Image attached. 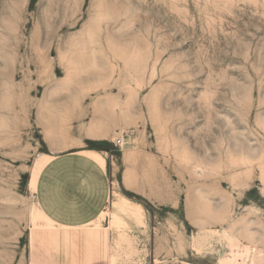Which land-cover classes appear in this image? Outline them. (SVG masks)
Returning <instances> with one entry per match:
<instances>
[{
    "label": "rangeland",
    "instance_id": "374dc122",
    "mask_svg": "<svg viewBox=\"0 0 264 264\" xmlns=\"http://www.w3.org/2000/svg\"><path fill=\"white\" fill-rule=\"evenodd\" d=\"M80 149L127 264H264V0H0V264L44 155Z\"/></svg>",
    "mask_w": 264,
    "mask_h": 264
},
{
    "label": "crops",
    "instance_id": "0c3cea01",
    "mask_svg": "<svg viewBox=\"0 0 264 264\" xmlns=\"http://www.w3.org/2000/svg\"><path fill=\"white\" fill-rule=\"evenodd\" d=\"M44 156L34 184L42 220L28 233L23 264H127V234L116 235L103 216L111 207L106 152Z\"/></svg>",
    "mask_w": 264,
    "mask_h": 264
},
{
    "label": "built area",
    "instance_id": "2783aa9c",
    "mask_svg": "<svg viewBox=\"0 0 264 264\" xmlns=\"http://www.w3.org/2000/svg\"><path fill=\"white\" fill-rule=\"evenodd\" d=\"M124 137L125 135L124 134H120L119 136H117L115 139H114V146L118 149H121L124 145Z\"/></svg>",
    "mask_w": 264,
    "mask_h": 264
},
{
    "label": "bare ground",
    "instance_id": "6f19581e",
    "mask_svg": "<svg viewBox=\"0 0 264 264\" xmlns=\"http://www.w3.org/2000/svg\"><path fill=\"white\" fill-rule=\"evenodd\" d=\"M122 199H123V198H122ZM123 200H126V199H123ZM115 208H116V211H117V212H122V211L124 210V208H123V203L120 202V203L116 204V205H115Z\"/></svg>",
    "mask_w": 264,
    "mask_h": 264
}]
</instances>
